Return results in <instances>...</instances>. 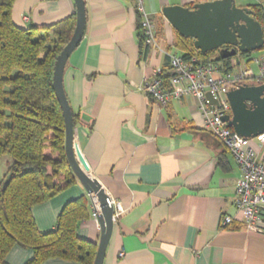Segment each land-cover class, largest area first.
I'll list each match as a JSON object with an SVG mask.
<instances>
[{
  "label": "crops",
  "instance_id": "crops-1",
  "mask_svg": "<svg viewBox=\"0 0 264 264\" xmlns=\"http://www.w3.org/2000/svg\"><path fill=\"white\" fill-rule=\"evenodd\" d=\"M83 1L84 34L69 55L62 84L76 117L73 141L85 172L122 208L104 264H264V233L246 231L234 206L240 170L204 129L199 102L186 96L162 106L144 92L154 70L170 77L166 54L180 55L178 33L162 9L216 0H141L156 29V49L141 45L137 0ZM233 1L240 8L264 6V0ZM11 11L17 27L40 28L75 15V4L15 0ZM244 58L230 63L231 73L248 71L243 83L255 85L257 65L253 60L255 70L249 66L251 55ZM160 79L167 86L168 79ZM252 144L264 158V144ZM78 196L87 198L89 217L76 235L97 245L100 226L92 215L99 210L79 182L35 206V224L42 233L52 230L62 207ZM223 215L234 219L228 228L220 225ZM32 256L14 246L5 264H25ZM44 264L77 263L51 259Z\"/></svg>",
  "mask_w": 264,
  "mask_h": 264
},
{
  "label": "trees",
  "instance_id": "trees-1",
  "mask_svg": "<svg viewBox=\"0 0 264 264\" xmlns=\"http://www.w3.org/2000/svg\"><path fill=\"white\" fill-rule=\"evenodd\" d=\"M14 1L0 0V160L11 159L0 176V264L14 246L33 252L25 264L51 259L94 264L97 245L76 235L79 223L89 217L86 197L67 202L50 231L40 232L32 215L35 206L78 182L65 155L64 120L52 85L55 61L73 34L76 17L47 27L19 28L11 18ZM249 9L262 24L264 6ZM139 32L145 47L140 21ZM193 41L176 36L175 48L183 59L197 57L219 66L222 73L231 72L232 58L221 60L214 51L202 54Z\"/></svg>",
  "mask_w": 264,
  "mask_h": 264
},
{
  "label": "water",
  "instance_id": "water-1",
  "mask_svg": "<svg viewBox=\"0 0 264 264\" xmlns=\"http://www.w3.org/2000/svg\"><path fill=\"white\" fill-rule=\"evenodd\" d=\"M76 23L68 43L57 56L53 67L52 85L64 120V150L77 181L81 184L99 213V242L94 264H104V256L113 230V207L101 185L87 173L86 163L73 141V114L63 90V72L69 55L80 43L86 26L83 0H73ZM163 17L179 36L190 38L194 48L202 54L217 52L222 59H238L239 54H251L264 46L262 25L254 19L253 11L237 7L233 0L198 3L191 7L167 6ZM209 106H217L209 92L205 95ZM230 115L222 118L242 138L254 139L264 134V85L241 84L226 95Z\"/></svg>",
  "mask_w": 264,
  "mask_h": 264
},
{
  "label": "built area",
  "instance_id": "built-area-1",
  "mask_svg": "<svg viewBox=\"0 0 264 264\" xmlns=\"http://www.w3.org/2000/svg\"><path fill=\"white\" fill-rule=\"evenodd\" d=\"M136 11L141 15L140 28L147 48L156 49L155 27L145 13L141 0H137ZM170 77L167 86L160 79V70H154L152 76L146 81L144 92L155 103L165 106L170 101L186 96L194 97L200 106L204 118V129L212 134L229 151L240 170V178L236 183L234 206L241 213V225L248 231L264 233V158H259L253 142L264 144V134L254 139L242 138L231 128L226 126L222 118L230 115V105L227 93L248 78V71L233 75L231 72L222 73L219 66L213 63H204L197 57L188 60L179 54L167 53ZM237 59L232 58L230 63L234 66ZM258 68L253 78L255 85H264V54L254 59ZM233 85V86H232ZM209 92L217 106H209L205 95ZM113 207V221L122 214L119 203L109 199ZM97 213L93 218L97 219ZM234 219L223 215L220 225L222 228L230 227ZM121 252L119 257L122 258Z\"/></svg>",
  "mask_w": 264,
  "mask_h": 264
},
{
  "label": "rangeland",
  "instance_id": "rangeland-1",
  "mask_svg": "<svg viewBox=\"0 0 264 264\" xmlns=\"http://www.w3.org/2000/svg\"><path fill=\"white\" fill-rule=\"evenodd\" d=\"M263 54H264V51H259V50L257 52L251 53L250 55H251L252 61L249 62V66L255 70V66H254L253 60L258 58V57H260ZM240 60H241L242 63L246 62V59L243 56L240 57ZM10 162H11V159L8 158V157H3L0 160V172H1L0 176H3L6 173L7 168H8L7 164L10 163Z\"/></svg>",
  "mask_w": 264,
  "mask_h": 264
}]
</instances>
